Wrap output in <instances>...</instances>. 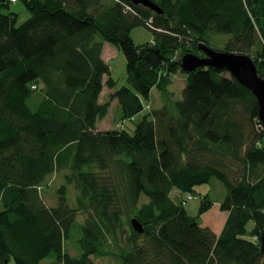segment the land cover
<instances>
[{"label": "trees", "instance_id": "obj_1", "mask_svg": "<svg viewBox=\"0 0 264 264\" xmlns=\"http://www.w3.org/2000/svg\"><path fill=\"white\" fill-rule=\"evenodd\" d=\"M18 1L30 13L20 24ZM152 1L161 13L128 0H0V264L51 255L61 264H97L101 256L120 264H264L257 99L226 70L181 69L184 54L204 56L201 44L221 41L213 32L227 36L222 50L251 56L264 78V0ZM139 25L152 42L134 43L130 31ZM104 41L123 52L127 85L116 88ZM177 72L186 81L174 99L167 87ZM104 84L123 123L149 110L132 131L97 128L110 106L99 100ZM154 86L165 98L155 109ZM55 173L65 184L49 205L41 190ZM212 178L226 190L218 234L198 221L213 206L208 194L190 193ZM188 195L200 200L195 217L182 203ZM77 214L81 254L71 256L64 242Z\"/></svg>", "mask_w": 264, "mask_h": 264}, {"label": "rangeland", "instance_id": "obj_2", "mask_svg": "<svg viewBox=\"0 0 264 264\" xmlns=\"http://www.w3.org/2000/svg\"><path fill=\"white\" fill-rule=\"evenodd\" d=\"M12 7L16 8L18 10V20L17 24L22 23L25 19H27L30 15L29 10L26 9L22 2L18 1L15 3ZM130 35L132 37V40L135 44H144L147 42H152L153 40V32L145 27L144 25H139L136 27H133L130 31ZM210 38L216 37L219 38L221 41L216 39L213 41V39L210 40V45L217 49L223 48V41L227 38L226 35H220L213 32H209ZM97 38H101L98 34ZM105 47V60L108 63L110 67L111 76L116 81V88H119L123 85H127V72H126V58L123 54V52L113 43L106 42ZM176 56L178 54H175ZM227 74V73H226ZM186 81V75L177 72L175 74L170 75V83L167 87V92H171V98L179 99L181 98V91ZM114 91V89H110L107 86L104 87L101 95L102 102L111 100V93ZM110 97V98H109ZM114 99V98H113ZM149 103L148 106H151L152 108H156L159 106V104H162L163 101H165L163 93L159 89H157L155 86L151 89L150 97H149ZM146 99H144V105L148 102ZM111 103V102H110ZM149 112L146 107L137 115L134 119V121H128L125 120L124 123L121 120V108L116 101L111 104L110 109L108 110V113L103 116L101 119L97 121L98 129H107L112 127L120 126L121 124L124 125L129 130H133L135 123L140 120L145 113ZM65 184L64 178L62 176V173H55L54 175L50 176L47 179V183H45L42 187L41 193L44 197V201H46L47 204L56 205L58 202V195L57 190L62 185ZM190 193L198 194V195H204L208 194L210 200L213 202V206L208 210L207 213L204 215L199 216L198 221L203 223L204 225L211 226L213 229H218L224 222L227 212H223L220 210L218 202H221L225 195L226 190L222 182L216 178H212L209 182H205L202 184H198L194 187L193 191ZM186 194H184L185 196ZM183 196V197H184ZM67 202L69 206L75 207V190L73 185L67 184ZM200 200L199 199H192L188 201L185 204V209L187 213L193 217L197 216L198 214V208H199ZM83 222V217L81 214H77L75 222L71 228V231L68 235V237L65 239L64 242V249L67 253H69L71 256H79L81 254V250L78 244V238L81 235L80 226ZM253 227V221L250 220L247 223V231L246 236L250 235V231ZM94 261L97 264H120L118 260H116L113 257L110 256H101V257H94ZM9 264H13L10 262ZM40 264H61L60 262H57L55 260V257L53 255L43 259Z\"/></svg>", "mask_w": 264, "mask_h": 264}, {"label": "water", "instance_id": "obj_3", "mask_svg": "<svg viewBox=\"0 0 264 264\" xmlns=\"http://www.w3.org/2000/svg\"><path fill=\"white\" fill-rule=\"evenodd\" d=\"M133 4H140L151 10L161 13L160 7L152 0H128ZM200 49L204 56L193 53H186L181 58V69L192 71L195 68L205 65L226 70L241 85L248 88L257 99L258 118L264 132V78L258 74L257 67L251 56L235 51L216 49L201 44ZM133 228L137 232L143 231L142 224L136 219L131 220ZM261 251L264 252V228L260 236Z\"/></svg>", "mask_w": 264, "mask_h": 264}, {"label": "crops", "instance_id": "obj_4", "mask_svg": "<svg viewBox=\"0 0 264 264\" xmlns=\"http://www.w3.org/2000/svg\"><path fill=\"white\" fill-rule=\"evenodd\" d=\"M107 42V41H106ZM105 47H106V44H105V41L103 42V45H102V51H101V56H102V59L106 62V60H105V56H104V52H105ZM105 79H106V76L104 77V79H103V81H105ZM104 87H106V85L104 84ZM104 87H103V89H104ZM103 89H102V91H103ZM102 91H101V94H100V97H99V100L102 102V99H101V95H102ZM114 101H116V98H114V99H112V101L110 100V106H111V104L112 103H114ZM105 102V101H104ZM110 106H109V109H110ZM99 120V119H98ZM97 127H98V124H97ZM218 205L220 204V202H218L217 203ZM214 205V204H213ZM208 211H206L205 213H207ZM224 213L226 212V211H223ZM205 213H203L202 215H204ZM226 214V213H225ZM226 219V218H225ZM225 221V220H224ZM223 224H224V222H223ZM223 224L218 228V229H213L211 226H210V228L213 230V231H215L217 234L220 232V230H221V228H222V226H223ZM202 225H204L203 223H202Z\"/></svg>", "mask_w": 264, "mask_h": 264}, {"label": "built area", "instance_id": "obj_5", "mask_svg": "<svg viewBox=\"0 0 264 264\" xmlns=\"http://www.w3.org/2000/svg\"><path fill=\"white\" fill-rule=\"evenodd\" d=\"M11 2H16V0H10ZM196 197L195 196H193V195H188L183 201H182V203L183 204H186V202L187 201H189V200H192V199H195Z\"/></svg>", "mask_w": 264, "mask_h": 264}, {"label": "bare ground", "instance_id": "obj_6", "mask_svg": "<svg viewBox=\"0 0 264 264\" xmlns=\"http://www.w3.org/2000/svg\"><path fill=\"white\" fill-rule=\"evenodd\" d=\"M183 200V199H182Z\"/></svg>", "mask_w": 264, "mask_h": 264}]
</instances>
